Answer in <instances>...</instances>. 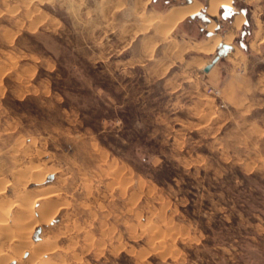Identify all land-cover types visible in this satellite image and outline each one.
<instances>
[{
	"label": "rangeland",
	"instance_id": "obj_1",
	"mask_svg": "<svg viewBox=\"0 0 264 264\" xmlns=\"http://www.w3.org/2000/svg\"><path fill=\"white\" fill-rule=\"evenodd\" d=\"M234 1L222 36L166 26L187 0H0V264H264V0Z\"/></svg>",
	"mask_w": 264,
	"mask_h": 264
},
{
	"label": "crops",
	"instance_id": "obj_2",
	"mask_svg": "<svg viewBox=\"0 0 264 264\" xmlns=\"http://www.w3.org/2000/svg\"><path fill=\"white\" fill-rule=\"evenodd\" d=\"M190 0H187V2H189ZM198 2H200L199 0H197ZM208 1L209 0H204L203 2H200V3H202V5H204V6H206L207 5V3H208ZM234 3V4H233ZM182 5V4H181ZM220 6V7H219ZM218 7H219V9H218V12H217V14L216 15H218L219 16V13H221L222 12V10L223 9H225V10H227L228 11V15H227V20H226V22L225 21H223L222 20V26H225V28H224V32L222 33V36H225V35H227V34H234V31H235V29L236 30H238L240 27H241V25L244 23V21H245V15L243 14V12L241 11V9H240V4H238L237 6L235 5V1L234 0H231L230 1V6H226V5H223V4H221V5H219ZM232 7V8H231ZM198 12H203V14L205 15V17L207 18V20H203L200 16H197L196 15V13H193V14H191V15H194L193 17H191V15L190 16H188L190 19H194L195 17H199L200 19H201V21L203 22V23H206V28L207 29H209V25H211V23H209L210 21H212V20H214V19H217V17H216V15L215 16H210L209 14H207L206 13V10L205 9H203V8H201L200 9V11H198ZM248 12L250 13V17L252 18V20H253V23H254V25H255V28L252 30L253 31V33L255 32V34H257V35H260L261 36V38H260V40H259V42H261L262 41V39H263V34H264V25H263V27H259L258 25H259V19H258V17H257V13H256V11H255V9L254 8H249L248 7ZM239 17H242L243 19V21H242V23H241V25L239 26V27H236V25H235V21H236V19L237 18H239ZM214 18V19H213ZM219 20V19H218ZM217 20V21H218ZM209 35L210 34H208V37H209ZM253 43V42H252ZM252 43H250V45L252 44ZM220 44V43H219ZM218 44V45H219ZM217 45V46H218ZM252 45H254V44H252ZM232 50V49H231ZM228 53H230V52H228ZM228 53L226 54V55H223L222 57H224V56H227L228 55ZM199 61H200V63H201V70H202V72L203 73H209V72H211L216 66H218V62L219 61H217L207 72H205L204 70H203V68L205 67V65H207L211 60H205V58H202V57H200V59H198ZM220 60V59H219Z\"/></svg>",
	"mask_w": 264,
	"mask_h": 264
},
{
	"label": "bare ground",
	"instance_id": "obj_3",
	"mask_svg": "<svg viewBox=\"0 0 264 264\" xmlns=\"http://www.w3.org/2000/svg\"><path fill=\"white\" fill-rule=\"evenodd\" d=\"M230 1L231 0H209L208 1V3H207V5L205 6V7H202V8H204L205 10H206V13H208V14H212V13H215L216 12V9H217V7L219 6V5H221V4H223V5H226V6H230ZM201 6H202V4L201 3H198V2H195V0L194 1H189V2H187V3H185L184 5H182V6H180L179 8H174L169 14H167L166 16H164V19L167 21V24H166V26L168 25V26H173L175 23H177L178 21H180L182 18H184L185 16H187V15H191V14H193V13H195V12H197L200 8H201ZM242 17H240V18H238V19H236V25H237V27H239L240 26V24H241V22H242ZM215 40H214V43H217L219 40H220V37H216V38H214ZM225 41H228V40H225ZM213 46H214V44H212V46H210V47H208V49L207 50H210V49H212L213 48ZM49 194V193H48ZM51 194V193H50ZM49 194V195H50ZM53 194H55V193H53ZM47 195V194H46ZM45 195V196H46ZM49 195H47V196H49ZM43 197V196H42ZM42 197H41V199H42ZM52 197V196H51ZM39 198V197H38ZM46 198V197H45ZM48 198H50V197H48ZM23 200V199H22ZM23 202V201H22ZM22 204V203H21ZM45 206V205H44ZM47 207V206H46ZM2 223V222H1ZM0 223V224H1ZM4 223V222H3ZM2 223V224H3ZM1 224V225H2ZM48 242H47V239H44V238H40V239H38L37 240V242H36V245L33 247V250L31 251V252H29L28 254L30 255V257H36V252L34 251L35 250V248L37 247V246H42V244H47ZM15 245V244H14ZM23 246V245H22ZM24 247H26V245L24 246ZM17 248V247H16ZM20 248V247H19ZM38 249V248H37ZM40 249V248H39ZM22 252V251H21ZM3 255V254H2ZM48 255H50V254H48ZM48 255H46L45 257L46 258H44V260H43V262H42V264H46V263H48L49 261H50V256H48ZM0 256H1V254H0ZM35 259V258H34Z\"/></svg>",
	"mask_w": 264,
	"mask_h": 264
},
{
	"label": "water",
	"instance_id": "obj_4",
	"mask_svg": "<svg viewBox=\"0 0 264 264\" xmlns=\"http://www.w3.org/2000/svg\"><path fill=\"white\" fill-rule=\"evenodd\" d=\"M197 16H200L203 20H207V18L205 17V15L203 14V12H197L196 13ZM194 15H191V17H193ZM232 49L231 45L228 44H223L220 43L217 46V54L214 55V57L211 59V61L205 65V67L203 68V70L205 72H207L218 60L221 56L226 55L228 52H230Z\"/></svg>",
	"mask_w": 264,
	"mask_h": 264
},
{
	"label": "trees",
	"instance_id": "obj_5",
	"mask_svg": "<svg viewBox=\"0 0 264 264\" xmlns=\"http://www.w3.org/2000/svg\"><path fill=\"white\" fill-rule=\"evenodd\" d=\"M247 22V21H246Z\"/></svg>",
	"mask_w": 264,
	"mask_h": 264
}]
</instances>
